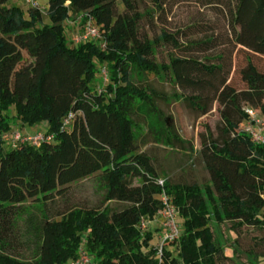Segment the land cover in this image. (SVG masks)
<instances>
[{"label": "trees", "instance_id": "trees-1", "mask_svg": "<svg viewBox=\"0 0 264 264\" xmlns=\"http://www.w3.org/2000/svg\"><path fill=\"white\" fill-rule=\"evenodd\" d=\"M10 1L0 0V264H69L81 244L94 264H220L233 256L219 225L264 232V142L240 129L244 108L264 113V72L250 56L240 70L246 88L237 91L224 55H204L214 37L181 42L161 29L151 38L145 21L162 19L172 0H148L144 11L139 0H47L45 10L26 11ZM231 1L234 43L264 55V0ZM78 15L93 19L99 39L70 43L65 22ZM164 46L180 54L160 62ZM101 68L108 82L98 89ZM150 76L173 84L175 98L200 115L215 101L221 106V140L209 136L199 151L208 182L161 178L144 150L150 140L171 149L187 144L155 104L167 98L143 85ZM16 121L45 123L39 131L52 138L12 142ZM82 180L92 183L98 205L70 200ZM162 192L177 208L180 233L159 253L153 240L162 231L148 223L162 209ZM249 257L257 264L264 254Z\"/></svg>", "mask_w": 264, "mask_h": 264}, {"label": "rangeland", "instance_id": "rangeland-1", "mask_svg": "<svg viewBox=\"0 0 264 264\" xmlns=\"http://www.w3.org/2000/svg\"><path fill=\"white\" fill-rule=\"evenodd\" d=\"M10 2L17 4L24 11L30 7L27 0H11ZM35 2L41 8L40 0H35ZM231 5V0H172L166 6L162 19H158L159 21L154 22L153 25L147 24V21H145L144 29L151 38L158 35L161 29L169 33H177L181 42L214 37L215 46L204 52V55L213 58L222 53L226 64L225 70L229 73L228 82L237 91L243 90L246 88V85L242 80L240 70L247 63L246 57L250 56L257 69L260 72H264V55L253 54L234 43L229 27V8ZM139 7L141 11H144L145 9H150L151 5L148 0H139ZM84 22V17L80 15L76 18H70V20L65 22V33L71 44L78 42L79 36L83 31ZM169 52L180 54L179 51L164 46L156 54L158 61L167 62ZM104 71L101 68V71L97 75L94 83L95 88H103L108 82V77L104 78ZM143 85H147L149 88H153L164 94L167 99L163 100V98L156 97L154 99L155 104L164 115L172 116L177 134L187 142L185 148L177 146L173 147V149L156 145L151 140L145 144L143 148L154 158V165L158 173L163 174H160L161 178L167 176L173 182H196L199 184L208 182L210 175L199 151L202 148L201 140H205L209 136L213 139L221 140L223 134L222 128L224 126L220 114L221 106L215 101L208 113L200 115L199 112L188 106L185 101L175 98L174 94L176 92L180 93V90L169 81L150 76L148 81ZM256 110L258 118L264 121V113H261L260 109ZM13 124L11 134L14 137L17 133L14 134L12 132H19L22 135L26 134L25 131L34 133V131L42 129L41 124L30 126L27 124L22 125L17 121ZM244 125L247 126L243 121L240 128ZM255 129L257 131L260 129V136L264 139V124L256 125ZM40 132L41 134L45 133L43 131ZM69 197L72 202L82 206H96L100 202V198L94 192L93 185L89 180H82L74 185L70 189ZM57 200L61 207L62 202L60 199ZM109 204L114 209L123 207V204L118 202H111ZM156 220L154 221L156 225L150 226L151 229L163 231L162 226L160 225L159 228L157 225V222L160 221L159 217ZM159 224L161 223L159 222ZM213 226L215 227L216 225ZM219 229L226 239V253L229 256H233V261L229 259L222 260L220 264H254L249 257L250 253L264 254V232L249 226L232 229L230 222L222 223L219 225ZM215 232L220 233L216 227ZM159 239L160 235L154 236L153 243L157 247ZM82 245L84 244L79 245L78 250ZM233 250H235L234 255L232 253ZM257 264H264V257H259Z\"/></svg>", "mask_w": 264, "mask_h": 264}, {"label": "built area", "instance_id": "built-area-1", "mask_svg": "<svg viewBox=\"0 0 264 264\" xmlns=\"http://www.w3.org/2000/svg\"><path fill=\"white\" fill-rule=\"evenodd\" d=\"M31 7H38L35 0H27ZM100 35L98 32L97 26L93 23V19L91 17H88L84 24H83V31L82 34L79 36L78 42H84L87 40H97L99 39ZM105 70V68H103ZM106 71V70H105ZM105 71L103 72L104 78L107 77ZM106 75V76H105ZM245 113L248 115V119L244 122L247 124L244 125L242 128H240L242 131L247 132L252 139L255 142H264V139L260 136V129L257 131L256 125L258 124H264V121H261L258 118L257 110L246 107L244 108ZM73 117L72 114L67 116V118L64 119L65 124H69L71 121V118ZM256 124V125H255ZM17 133V135H14L10 133L9 138L12 140V142H18V141H26L31 144L39 145L42 141L49 140L52 138L51 135H48L46 133H42L40 131H36L34 133H26V134H20L19 132H12ZM158 183L160 185L163 184V180H158ZM161 202H162V209L159 211L158 216L161 218V225H162V234L160 235L159 239V245H158V251L161 253L162 247L164 243L167 241L174 240L178 237L180 233V226L177 221L178 217V211L175 205L171 202L170 198L162 192L160 196ZM147 227V222L142 220L140 222V228L141 230H144ZM70 264H94L92 257L87 252V249L84 245H82L78 250V255L75 259L70 261Z\"/></svg>", "mask_w": 264, "mask_h": 264}, {"label": "crops", "instance_id": "crops-1", "mask_svg": "<svg viewBox=\"0 0 264 264\" xmlns=\"http://www.w3.org/2000/svg\"><path fill=\"white\" fill-rule=\"evenodd\" d=\"M40 3H41V9H43V10H45L46 9V7H47V0H40ZM70 20V19H69ZM41 127H42V129H45L46 128V124L45 123H41ZM37 130V129H36ZM25 131V130H24ZM35 132V131H34ZM25 133H29V132H27V131H25ZM159 217V222L161 223V218H160V216H156L150 223H148L149 224V226H152L153 224L154 225H156L155 223L156 222H154V221H157L156 220V218H158ZM159 222H157V225H158V227L160 228V225L161 224H159ZM162 226V225H161Z\"/></svg>", "mask_w": 264, "mask_h": 264}]
</instances>
